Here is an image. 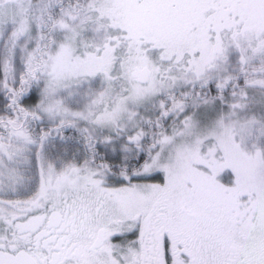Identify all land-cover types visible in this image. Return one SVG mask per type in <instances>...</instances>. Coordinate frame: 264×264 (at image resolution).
Instances as JSON below:
<instances>
[{
	"label": "snow or ice",
	"instance_id": "snow-or-ice-1",
	"mask_svg": "<svg viewBox=\"0 0 264 264\" xmlns=\"http://www.w3.org/2000/svg\"><path fill=\"white\" fill-rule=\"evenodd\" d=\"M0 264H264V0H0Z\"/></svg>",
	"mask_w": 264,
	"mask_h": 264
}]
</instances>
